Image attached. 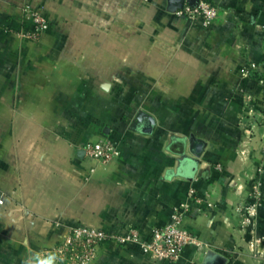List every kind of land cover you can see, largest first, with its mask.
I'll use <instances>...</instances> for the list:
<instances>
[{
  "label": "crops",
  "instance_id": "1",
  "mask_svg": "<svg viewBox=\"0 0 264 264\" xmlns=\"http://www.w3.org/2000/svg\"><path fill=\"white\" fill-rule=\"evenodd\" d=\"M206 1L210 26L169 0H0V264H52L76 225L147 239L191 188L204 202L185 225L202 247L157 262L110 239L91 264H204L210 250L264 264V0ZM26 9L50 22L37 38ZM101 138L121 151L108 165L84 151Z\"/></svg>",
  "mask_w": 264,
  "mask_h": 264
},
{
  "label": "built area",
  "instance_id": "2",
  "mask_svg": "<svg viewBox=\"0 0 264 264\" xmlns=\"http://www.w3.org/2000/svg\"><path fill=\"white\" fill-rule=\"evenodd\" d=\"M175 12L204 26H210L219 17L220 10L217 5L200 0L197 6L185 3ZM26 16L34 24V28L27 33L29 37L37 38L50 27L49 20L38 10L26 9ZM251 67H256V64H252ZM251 67H248L245 72L250 73ZM84 151L88 157L105 165L116 161L121 154L118 145L109 138L87 142ZM262 186V180L255 179L250 194L252 200L237 208L245 215L244 226L250 224L252 217L257 214L261 206ZM202 202L204 198L198 194L197 189L191 188L186 201L173 209L170 221L163 226L154 227L147 239L142 238L136 229H131L126 234L114 235L99 227L72 226L63 240L53 248L54 262L52 264H91L98 259L102 245L110 239L120 243L137 242L143 251L157 262H177L188 245L202 247L197 236L185 225V218L190 209L193 205H200ZM259 245H262V241L259 238H253L251 241L253 249Z\"/></svg>",
  "mask_w": 264,
  "mask_h": 264
},
{
  "label": "water",
  "instance_id": "3",
  "mask_svg": "<svg viewBox=\"0 0 264 264\" xmlns=\"http://www.w3.org/2000/svg\"><path fill=\"white\" fill-rule=\"evenodd\" d=\"M200 0H169V8L171 11L175 12L177 9L182 8L185 3H188L192 6H197ZM149 123L146 124L143 131L145 133H150L152 131V127L154 124V118L152 116H147ZM194 145L191 150L196 155L199 156L203 150V143L200 142L198 139L194 140ZM194 166L192 167V172L195 171L197 163L196 159H193ZM189 178H192L191 175H189ZM227 258L223 256L221 253L210 250L207 252L205 258H204V264H226Z\"/></svg>",
  "mask_w": 264,
  "mask_h": 264
},
{
  "label": "rangeland",
  "instance_id": "4",
  "mask_svg": "<svg viewBox=\"0 0 264 264\" xmlns=\"http://www.w3.org/2000/svg\"><path fill=\"white\" fill-rule=\"evenodd\" d=\"M248 201H242V203H240L239 205H238V207H240L241 205H243V204H245V203H247ZM250 246H251V242H250ZM252 247V246H251ZM258 247H261L262 248V245L260 246H258ZM253 248V247H252ZM255 250H256V248H254ZM263 249H264V246H263ZM259 250V249H258Z\"/></svg>",
  "mask_w": 264,
  "mask_h": 264
}]
</instances>
